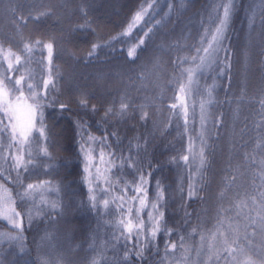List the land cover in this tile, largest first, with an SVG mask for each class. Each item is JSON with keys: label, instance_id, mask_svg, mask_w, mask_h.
I'll return each mask as SVG.
<instances>
[{"label": "snow or ice", "instance_id": "6c2138e0", "mask_svg": "<svg viewBox=\"0 0 264 264\" xmlns=\"http://www.w3.org/2000/svg\"><path fill=\"white\" fill-rule=\"evenodd\" d=\"M191 2L192 0H180V5ZM79 3L78 11L82 22L76 24V30L84 35L95 33L99 25L89 19V0H79ZM158 4L159 0H141L121 32L102 43L92 42L85 62L91 63L97 59L98 50L108 49L112 52H126V58L136 63L140 53L147 47V41L154 34V29L163 19H156ZM175 5L176 0H169L168 12L164 16L174 10L179 12L180 8ZM261 5L264 7V0H261ZM12 11L15 14L17 9L13 8ZM241 11L247 12L250 33L257 34L261 57L257 66L264 73V10L259 15L255 13L252 5H248L245 10L244 0H210L203 13H198L200 30L197 36L182 37L184 40L192 39L191 44L185 46L177 40L169 45V48L177 53L175 59L170 60L174 66L171 80L177 88L170 108L179 109L174 114L183 119L187 132L190 119L195 121L196 110V105L193 104L190 116L188 100L190 97L199 96L201 131L198 147L190 143L187 154L172 158V162L177 164L182 160L189 169L186 185L182 183L179 187L181 209L184 213L181 226L187 225L188 228L179 233L175 241H166L162 254L160 246L154 241L161 232L172 237L175 226H169L165 219V193L168 189L163 186L161 180L155 181V191L149 200L148 187L152 172L162 169L163 164L157 162L154 167L149 163L147 171L145 170L140 156L141 152L147 150L148 138L133 137L125 149L120 146V136L115 129L106 130L102 136L97 137L89 130L91 126L87 120L81 118L74 121L77 158L83 162L84 180L89 186L87 202H81V208L86 213L97 215H100L103 208L109 216H120L114 224L117 231L112 233L115 264H152L156 256H160L158 264H165V261L168 264H194L189 259L193 249L186 241L196 235L199 236L196 255L206 257L211 264H264V162H261L258 174L253 180L254 183L259 181L255 195L245 193V199H241L237 194L235 200L225 207L224 201L235 181V175L230 172L224 177L225 183L218 189V204L214 215L204 220L201 213L193 216L185 206V201L193 197L204 200L200 193L207 184L215 151V141H211L208 123L211 121L213 128H218L223 123V114L214 111L220 103L216 96V80L225 76L231 68L229 34L234 18ZM53 14L54 9L50 6L30 9L27 15L20 12L17 16L18 27L26 25L30 20L38 21ZM21 41L22 47L14 49L11 44L0 40V180L15 185L16 190L14 198L13 190L0 183V220L7 222V225H0V228L10 225L11 229L16 230L0 231V247L8 242L10 247L18 250L14 254L23 259L25 255H30L23 234V221L26 219L30 226L34 219L42 217L51 220L62 216L67 210L58 195L62 186L53 184L51 180L25 184L24 174L37 168L47 173L53 165L55 157L50 149H54L57 144L53 129L45 120V109L58 108L61 113L70 112L71 103L55 96L61 78L59 66L53 60L57 49L55 37L29 40H23L21 37ZM125 45L126 48L123 47ZM185 47L187 54L180 55L179 52ZM34 65L40 68L39 72ZM137 79H143V72ZM209 79L212 81L210 84L207 82ZM129 81L132 82L131 77ZM246 96L247 91L242 87L239 97L236 98L237 104ZM256 101L260 116L256 126L264 127V79L261 80ZM77 102L79 107L87 111H97L96 104L90 102L86 91L79 93ZM136 111H139L141 121L149 119L145 106H134L125 94L118 102L114 101L105 109L102 120L105 124L111 120H126ZM109 137L114 138L112 142H109ZM258 146H264V135L260 137ZM71 164L72 160L69 158L64 165L69 169V173ZM100 164L105 165L103 171ZM13 172L15 176L12 175ZM125 175L131 176V181L124 180ZM117 185L121 187L117 189ZM53 192L57 193L56 199L48 197V194ZM112 192L118 194L112 196L111 200L105 198V195ZM17 200L21 201L19 211ZM129 200L136 205L135 211L133 207L128 206ZM248 200H251L250 204L247 203ZM29 203L31 208L25 212L24 208ZM110 204L115 207L110 208ZM145 208L150 209L146 213V219L142 216ZM244 208L249 211L244 212ZM237 209L240 210L237 212L240 222L234 224L231 213ZM49 238L50 233L46 232L41 241ZM121 242L122 246L117 247ZM107 243L102 245L103 250L100 251L95 248L94 242L93 251L96 255L93 256L91 264H109L105 255ZM178 247L182 250L179 255L176 254ZM0 264H4L3 259H0ZM24 264L32 262L25 261ZM37 264H49V261L38 256Z\"/></svg>", "mask_w": 264, "mask_h": 264}, {"label": "trees", "instance_id": "16d2710c", "mask_svg": "<svg viewBox=\"0 0 264 264\" xmlns=\"http://www.w3.org/2000/svg\"><path fill=\"white\" fill-rule=\"evenodd\" d=\"M141 0H89V19L99 25L95 33L81 34L76 30V24L82 22L79 0H0V40L11 44L14 49L22 47L23 40L42 37H55L56 54L54 63L59 66L61 78L59 89L55 96L60 100L71 103V111L61 113L58 108H46L45 120L54 132V140L57 146L50 149L55 157L53 165L48 172L37 168L30 173L24 174V183L37 182L38 180H51L53 184L62 186L59 192L61 203L67 210L62 216L51 220L45 218L34 219L29 226L27 220L24 223L25 243L30 255L23 259L14 253V247L5 242L0 247V259L4 264H24L31 261L37 264V257L41 256L49 261V264H91L96 252L95 248L102 251V245L107 243L105 253L109 264H115L113 259L114 249L112 247V233L117 231L114 227L119 215L109 216L103 208L100 215L86 213L81 208V202H87L88 184L84 180L83 162L77 158L75 144V125L77 119H85L91 126L93 135L100 137L104 132L115 129L120 136V146L127 148L133 137L148 138L146 152H141L140 159L144 162L145 170L151 163L154 167L157 162L163 164L162 169L152 172V179L148 187L149 200L155 191V181L163 182L168 189L165 193L166 210L165 219L169 226H175L173 236L168 237L163 232L157 235L155 244L160 246L161 254L166 241L177 239L179 233L188 228L181 226L184 215L181 209V194L179 187L182 183L186 185L189 169L182 160L173 163L172 158L187 154L189 144L199 146V134L201 131L199 120V96L190 97L189 113L192 114V105H196L195 121L190 119L188 131L182 118L174 114L179 109L173 110L170 104L174 102L177 92L176 84L171 80L173 65L170 60L175 59L177 53L169 48L177 40L187 46L192 39H182L185 35L195 38L200 30V17L198 13L209 6L210 0H192V2L180 5L176 0L175 10L168 16L169 0H159L156 19L161 23L154 29V34L147 41V47L140 53L139 60L132 63L126 58V52H112L108 49L98 50V58L91 63L85 62L88 50L92 42H103L115 36L128 23L130 16L137 9ZM252 5L255 13L259 15L264 7L261 0H244L245 10ZM52 7L54 14L40 20H30L26 25L18 27L17 16L20 12L25 15L30 9L41 7ZM16 8L14 14L12 9ZM94 25V26H95ZM229 46L232 50L231 68L225 76L216 80V96L220 103L214 111L223 114V123L218 128H213L211 121L208 128L211 130V141H215L214 155L211 160V168L207 177V184L200 193L204 200L193 197L185 201L189 212L201 213L202 218L207 220L215 214L218 204V189L225 183L224 177L228 173L235 175V181L231 184L224 206L235 200L237 194L245 199V193L255 195L259 181L253 182L257 176L261 162H264V146H258L259 139L264 135V127H257L260 121L259 105L256 101L257 91L264 79V73L259 69L260 47L257 34H251L247 26V12H239L233 21L230 32ZM118 47H120L118 45ZM124 48L127 45L123 46ZM180 55L187 54V48L179 52ZM6 67V65H5ZM37 72L40 68L33 66ZM143 72V79H137ZM132 78V82L129 81ZM230 81V82H229ZM212 83L211 79L207 81ZM247 91V96L237 104L236 98L240 95L241 88ZM81 91H86L90 96V102L96 104L95 113L79 107L77 97ZM127 94L134 106L144 105L149 113L147 121H141L139 111L130 114L126 120H111L105 124L102 120L105 109L114 101L118 102L122 95ZM231 101V102H227ZM31 103V101H29ZM114 138L109 137V142ZM71 158L72 164L69 169L64 167L66 161ZM103 171L104 164H100ZM95 173V168L92 169ZM115 171V169H113ZM130 171V170H129ZM15 176V172L12 173ZM110 175V174H109ZM30 176V177H29ZM28 177L29 180H25ZM126 181L132 177L125 175ZM115 183V181H113ZM6 187L11 188L15 198V185L0 180ZM103 183V181H101ZM117 189L121 185L116 186ZM118 192L105 195L111 200ZM186 195V193H185ZM50 199H56L57 193H49ZM247 203H251L248 200ZM21 201L17 200V210H20ZM128 206L136 205L131 200ZM115 205L110 204V208ZM31 204H26L24 211H28ZM150 209L145 208L142 216L146 219V213ZM237 209L231 213L235 224L240 222ZM244 212L249 209L244 208ZM254 215V213H252ZM214 223V221H213ZM242 223V222H241ZM0 225H6L0 220ZM9 226L0 228V231H8ZM12 231H16L11 229ZM50 233V238L41 241L45 233ZM186 243L193 249L189 259L194 264H211L206 257H198L195 249L199 245V236H193ZM122 246L117 245V247ZM154 251V249H153ZM182 250L177 249V255ZM160 256H156L152 264H158ZM165 264H168L165 261Z\"/></svg>", "mask_w": 264, "mask_h": 264}, {"label": "rangeland", "instance_id": "374dc122", "mask_svg": "<svg viewBox=\"0 0 264 264\" xmlns=\"http://www.w3.org/2000/svg\"><path fill=\"white\" fill-rule=\"evenodd\" d=\"M30 177V176H29ZM25 180H29L28 179V177H26V179ZM4 223H6V225H7V222L6 221H3ZM10 228H11V226L10 225H8ZM15 230V229H14Z\"/></svg>", "mask_w": 264, "mask_h": 264}]
</instances>
